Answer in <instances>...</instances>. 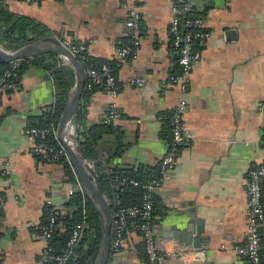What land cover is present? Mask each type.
<instances>
[{"label":"crops","instance_id":"1","mask_svg":"<svg viewBox=\"0 0 264 264\" xmlns=\"http://www.w3.org/2000/svg\"><path fill=\"white\" fill-rule=\"evenodd\" d=\"M4 3L13 15L44 25L47 36L60 43L67 38L85 42L91 62H113L117 96L96 87L82 122V129L89 131L108 124L110 105L118 111L110 123L113 131L94 146L98 157L93 163L99 170L140 172L146 178L158 170L170 149L161 119L173 112L180 98L178 88L167 81L179 71L169 33L172 0H139L142 20L135 60L115 57L118 47L131 42L124 26L128 0ZM191 5L209 37L190 76L183 117L186 141L168 181L154 195L155 232L166 248L178 249L187 247L165 233L200 227L202 250H192L200 255V264H249L235 248L247 242L248 172L264 160V0H191ZM136 78L144 79L146 86H132ZM54 99L51 75L34 65H27L16 88L0 99V233L7 264H40L46 242L36 226L46 219L45 201L50 198L64 215L68 190L77 189V180L75 186L68 182L63 165L30 154L24 134L30 121L51 109ZM260 233L264 247V220ZM109 264H147L139 237L126 235L122 253L111 256Z\"/></svg>","mask_w":264,"mask_h":264},{"label":"built area","instance_id":"2","mask_svg":"<svg viewBox=\"0 0 264 264\" xmlns=\"http://www.w3.org/2000/svg\"><path fill=\"white\" fill-rule=\"evenodd\" d=\"M25 4H36L40 0H17ZM130 4L125 28L130 32V44L120 46L115 51L118 60H135L140 50V24L142 20L139 11V0H128ZM191 0H172L170 7L171 22L169 33L171 35V46L178 55L179 71L168 77L167 81L178 88L180 98L173 112L170 115V149L158 164L157 177L146 182H139L127 176H115L111 188L133 187L141 190L140 203L138 205H124L116 193L106 197L109 204L112 222L110 230L111 256L122 253L124 240L129 233L135 234L143 243L147 264H200V255L187 248L168 249L165 242L156 236V219L154 216V195L169 179L170 173L178 162V153L186 141V129L183 117L187 110L186 95L189 90L190 76L193 65L201 58L200 47L203 46L209 37L203 19L188 18L193 13ZM61 45L80 63L86 62L87 44L83 41H76L73 38L64 39ZM1 47V46H0ZM2 48V47H1ZM3 50L11 53L13 51ZM23 60H16L0 73V99L6 92L16 88L18 75L17 68ZM86 82L84 89L88 92L101 86L107 89L112 97L118 94V87L114 70L110 62H106L99 68L88 67L86 70ZM130 84L137 88L146 86L142 78L133 79ZM55 102V100H54ZM54 103L52 104V106ZM264 110V104L262 105ZM118 117L114 104L110 105L106 121L111 123ZM57 128V127H56ZM56 128L26 127L24 134L31 143L30 154L43 160L48 164H59L62 159L67 160L64 148L56 138ZM53 142H48L49 137ZM0 158V162H1ZM7 165V161H4ZM264 181V160L254 169L248 172L246 180V224L247 242L244 246L236 247L237 254L245 258L249 264H260L261 233L260 228L264 220V207L262 204V183ZM78 184V183H77ZM76 192L85 195L80 185L77 189H69L68 197ZM4 204V198L0 196V208ZM45 208L49 210L46 221L36 226V231L46 242L41 255L40 264H66L74 255L83 234L84 223H78L70 227V236L66 243L65 250L60 255H54L48 245L53 234L64 229V226L57 221V211L52 206L50 198L45 201ZM192 257V261L189 259ZM0 264H7L4 259V251L1 245L0 233Z\"/></svg>","mask_w":264,"mask_h":264},{"label":"trees","instance_id":"3","mask_svg":"<svg viewBox=\"0 0 264 264\" xmlns=\"http://www.w3.org/2000/svg\"><path fill=\"white\" fill-rule=\"evenodd\" d=\"M200 13L193 12L188 18H200ZM48 35L47 28L23 16L13 15L8 11L4 0H0V46L9 51H17L27 45L37 42L38 40ZM106 61H101L97 64L91 62L86 57L84 62L85 67L99 68ZM27 65H34L44 69L51 75L53 85L55 88V102L51 109L45 111L41 117L34 121H30L28 127L50 128L51 126L57 127L60 116L66 106L68 100L69 90L73 85V75L71 71L57 63L55 56L52 54L40 55L31 59H24L21 62L16 72L19 77L22 70ZM8 65L0 66V73L6 69ZM110 67L114 70L113 62H110ZM115 73V72H114ZM84 89L80 102L76 111L75 123L77 130V144L85 160L96 162L97 152L94 148L96 142L103 136L113 131L110 123L106 125L92 127L89 131L82 129L83 121L86 115L85 104L92 93ZM170 115L168 114L161 119L163 127V135L170 137ZM48 142H53V137H49ZM120 151L117 152L119 154ZM116 154V155H117ZM63 165L65 175L71 185H76V177L66 159L60 161ZM95 170L97 172V181L102 194L106 197H111L116 193L124 205H138L141 198V190L139 188L126 187L112 189L111 184L115 176H127L139 182H146L152 178L157 177L158 170L152 172L150 177L143 175L140 172L129 173L123 171H111L105 173L99 170L98 164L95 163ZM264 181L262 183V204L264 207V194H263ZM68 212L64 215H59L57 212V221L64 226V229L56 231L52 238L49 240L48 245L54 255H60L64 252L66 243L70 236V227L84 223L83 234L74 255L67 261L66 264H95L101 243V226L99 217L92 207L85 195L81 192H76L66 204ZM46 209V208H45ZM155 196H154V216H155ZM49 216V210L46 209V219ZM45 219V221H46ZM44 221V222H45ZM43 222V223H44ZM260 247V264H264V247ZM55 264V263H50Z\"/></svg>","mask_w":264,"mask_h":264},{"label":"water","instance_id":"4","mask_svg":"<svg viewBox=\"0 0 264 264\" xmlns=\"http://www.w3.org/2000/svg\"><path fill=\"white\" fill-rule=\"evenodd\" d=\"M52 54L60 58L74 75L72 88L69 90L66 106L60 116L56 128V138L64 148L67 161L82 188L85 197L95 209L101 226V243L95 264H109L111 259L110 230L112 214L106 196L102 194L97 181V172L93 162L85 160L77 144L76 111L86 82V71L77 58L71 55L53 36H46L35 43L27 45L11 53L0 47V66L8 65L16 60L31 59L40 55ZM174 230V229H173ZM202 233L200 227L191 231H173L167 234L180 245L197 252L202 250L198 241ZM192 248V249H191Z\"/></svg>","mask_w":264,"mask_h":264}]
</instances>
